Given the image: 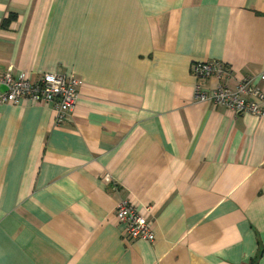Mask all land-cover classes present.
Wrapping results in <instances>:
<instances>
[{
    "label": "crops",
    "instance_id": "crops-1",
    "mask_svg": "<svg viewBox=\"0 0 264 264\" xmlns=\"http://www.w3.org/2000/svg\"><path fill=\"white\" fill-rule=\"evenodd\" d=\"M210 61L264 90V0H0V77L81 82L61 125L0 105V264H264V119L196 100Z\"/></svg>",
    "mask_w": 264,
    "mask_h": 264
},
{
    "label": "built area",
    "instance_id": "built-area-1",
    "mask_svg": "<svg viewBox=\"0 0 264 264\" xmlns=\"http://www.w3.org/2000/svg\"><path fill=\"white\" fill-rule=\"evenodd\" d=\"M191 73L197 81L196 100L226 109L235 116L252 115L264 119V90L253 84V77L245 78L235 87H230L225 80L232 79L234 73L219 61L196 62L191 66ZM259 78L264 82V74ZM208 79L217 82L214 87L205 86ZM2 87L4 91H1ZM80 87L81 82L73 75L44 73L32 82L26 78H14L9 69L0 77V105H16L24 101L51 104L55 109L56 123L61 125L74 111ZM105 181H109V178L105 177ZM116 217L122 226L124 239L154 242L153 222L147 221L129 200L118 203Z\"/></svg>",
    "mask_w": 264,
    "mask_h": 264
},
{
    "label": "trees",
    "instance_id": "trees-1",
    "mask_svg": "<svg viewBox=\"0 0 264 264\" xmlns=\"http://www.w3.org/2000/svg\"><path fill=\"white\" fill-rule=\"evenodd\" d=\"M14 19H15L14 16L9 17L8 19H6V20L3 21L2 26H3L4 28H6V27L8 26V24H9L12 20H14ZM253 264H254V263H253Z\"/></svg>",
    "mask_w": 264,
    "mask_h": 264
},
{
    "label": "water",
    "instance_id": "water-1",
    "mask_svg": "<svg viewBox=\"0 0 264 264\" xmlns=\"http://www.w3.org/2000/svg\"><path fill=\"white\" fill-rule=\"evenodd\" d=\"M1 89H3V88H1Z\"/></svg>",
    "mask_w": 264,
    "mask_h": 264
}]
</instances>
